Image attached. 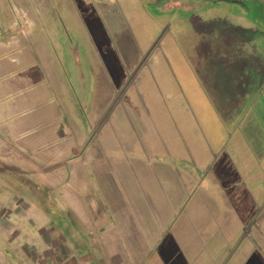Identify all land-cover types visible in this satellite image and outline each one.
<instances>
[{
    "label": "rangeland",
    "instance_id": "374dc122",
    "mask_svg": "<svg viewBox=\"0 0 264 264\" xmlns=\"http://www.w3.org/2000/svg\"><path fill=\"white\" fill-rule=\"evenodd\" d=\"M0 146V264H264V0H0Z\"/></svg>",
    "mask_w": 264,
    "mask_h": 264
},
{
    "label": "crops",
    "instance_id": "0c3cea01",
    "mask_svg": "<svg viewBox=\"0 0 264 264\" xmlns=\"http://www.w3.org/2000/svg\"><path fill=\"white\" fill-rule=\"evenodd\" d=\"M4 146H0V148H3ZM15 148H12L11 150H18V149H20V147H18V146H14ZM0 163L2 164V165H4V163H2V161L0 160ZM2 166L0 165V175H7V174H5V170H2V168H1ZM10 170V169H9ZM6 241H8V242H11V241H13V237H11V238H7V240ZM19 247V246H18ZM21 247V246H20ZM29 247H30V250H32V251H35V249H36V246L34 245V244H31V245H29ZM24 249H25V247H24ZM27 249V248H26ZM25 249V252H26V255L24 254L23 255V257H21L22 258V261L23 262H25V261H27L28 259H30L31 258V254H29V252H28V250H26ZM37 250V249H36ZM38 251H40L39 253H41V250H40V248L38 249ZM44 251V250H43ZM27 258V259H25V257ZM10 262L11 261H13V260H9ZM37 261L39 262H41V259L39 258L38 260H35V264H37ZM1 262H6V260L4 259V257L3 258H1L0 259V263ZM14 262H17V260H15ZM84 262H88V263H95L94 261L93 262H90L89 260L88 261H84ZM30 264H32V262H29ZM41 264V263H40Z\"/></svg>",
    "mask_w": 264,
    "mask_h": 264
},
{
    "label": "water",
    "instance_id": "95a60500",
    "mask_svg": "<svg viewBox=\"0 0 264 264\" xmlns=\"http://www.w3.org/2000/svg\"><path fill=\"white\" fill-rule=\"evenodd\" d=\"M74 264H91V263H88V262H77V263H74Z\"/></svg>",
    "mask_w": 264,
    "mask_h": 264
}]
</instances>
